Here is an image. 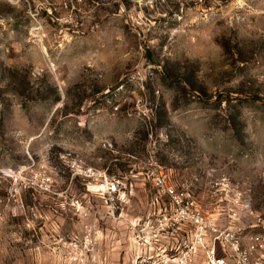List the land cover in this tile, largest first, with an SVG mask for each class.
I'll return each instance as SVG.
<instances>
[{
	"label": "rangeland",
	"instance_id": "obj_1",
	"mask_svg": "<svg viewBox=\"0 0 264 264\" xmlns=\"http://www.w3.org/2000/svg\"><path fill=\"white\" fill-rule=\"evenodd\" d=\"M99 110L130 126L138 158L152 136L185 188L242 192L264 224V0H0V264H97L80 246L93 225L66 222L59 157Z\"/></svg>",
	"mask_w": 264,
	"mask_h": 264
},
{
	"label": "crops",
	"instance_id": "obj_2",
	"mask_svg": "<svg viewBox=\"0 0 264 264\" xmlns=\"http://www.w3.org/2000/svg\"><path fill=\"white\" fill-rule=\"evenodd\" d=\"M129 127L126 125L122 127L120 122L110 118L104 110H99L93 117L86 120L83 133L87 135V138L82 139L85 141L77 147L66 146L68 152L78 157L85 165L108 170L110 175L128 187L125 200L116 202L117 209L111 215L110 208L104 205L103 200L95 198L102 214L99 220L93 222L90 216L85 218L81 214L85 210L83 206L86 201L83 200L88 197L93 198L87 182L77 178L66 180L64 184L65 199H72V202L78 201L82 207L81 211H78L68 204L66 210L72 213L73 218L78 219V223L73 224L70 217H67L66 222L70 223L71 233L78 231L80 234L87 232L85 227L88 228L90 223L91 226L93 225L96 250L91 258L97 264H159L160 258L178 254L191 246L197 236L195 226L186 222L162 233L158 240L149 244L144 245L136 241L134 233L130 230L131 226L139 223L140 228L147 224L155 225L160 215L168 211L171 205L168 198L157 197L154 187L146 177L147 169L144 160L149 145L144 159L138 158L128 150V145L133 143L132 131ZM108 154H112L111 159H108ZM171 160L174 164L172 163L170 168L167 165L165 169L170 174L173 184L177 189L188 190L185 188L186 184H183V182L188 183V180H184L186 172H181L177 168L179 161L177 158L173 157ZM178 176L182 178L179 179ZM195 179L194 184V178L191 177V190L188 191L192 198L201 204L202 215L212 222L215 229L234 230L244 248L248 246L250 235L264 234L263 223L256 222L247 211L241 212L237 217H232L229 205L231 200L220 199L221 193L211 191L200 193L199 178ZM38 215L39 218L42 217L40 212ZM46 217L49 218V216ZM214 237V233L208 230L205 233L204 243L210 245ZM61 239L62 237H59V240ZM216 249L220 257L227 258L229 264H235L230 259L231 251L228 247L224 248L219 242L216 244ZM204 253L203 248H198L192 258V264H202ZM250 262L251 264H264V252L254 253Z\"/></svg>",
	"mask_w": 264,
	"mask_h": 264
},
{
	"label": "built area",
	"instance_id": "obj_3",
	"mask_svg": "<svg viewBox=\"0 0 264 264\" xmlns=\"http://www.w3.org/2000/svg\"><path fill=\"white\" fill-rule=\"evenodd\" d=\"M142 103L145 105L142 100L137 101V105ZM114 110L118 111L119 107L116 106ZM59 159L71 172L72 179L79 178L86 181L91 188L92 195L105 200V203L109 204L113 210L116 209V202L125 200L128 187L110 175L108 170L89 167L70 152L61 154ZM144 165L147 169L146 177L154 187L157 197L168 198L171 208L160 215L155 225L150 226L147 224L140 228V223L133 224L130 230L134 233L136 241L144 245L149 244L158 240L162 233L186 222L195 226L197 234L196 240L191 246H188L178 254L160 258L159 264H192V258L198 248L205 250L202 264H229L227 258L218 255L216 244L219 242L224 248L228 247L230 249V259L235 264H251L250 259L254 253L258 251L264 252V234L262 233L250 235L248 237V246L244 248L241 239L234 230H217L213 227L212 222L202 215L201 204L192 198L189 191L177 189L173 184L170 174L158 161V150L152 142V136L150 137ZM24 172V169H20L10 175L15 176L17 184H22ZM46 181L52 184L53 178L47 176ZM225 184L223 182L221 185L225 186ZM242 198V192L236 191L230 201L232 217H237L241 212L248 211L247 207L243 205ZM73 206L76 209H82L78 201H75ZM84 209V216H88L87 208ZM96 214L98 213L96 212ZM208 230L215 235L210 245L204 243L205 233ZM80 246L84 248L86 253L93 252L95 239L87 236Z\"/></svg>",
	"mask_w": 264,
	"mask_h": 264
},
{
	"label": "water",
	"instance_id": "obj_4",
	"mask_svg": "<svg viewBox=\"0 0 264 264\" xmlns=\"http://www.w3.org/2000/svg\"><path fill=\"white\" fill-rule=\"evenodd\" d=\"M147 54V58L148 60L153 63L154 65H158V62L155 60V58L153 57L152 53L150 52V50H147L146 52Z\"/></svg>",
	"mask_w": 264,
	"mask_h": 264
}]
</instances>
